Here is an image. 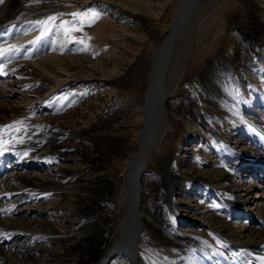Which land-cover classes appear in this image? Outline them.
<instances>
[{"label":"rangeland","instance_id":"374dc122","mask_svg":"<svg viewBox=\"0 0 264 264\" xmlns=\"http://www.w3.org/2000/svg\"><path fill=\"white\" fill-rule=\"evenodd\" d=\"M8 1L11 9L0 23V49L11 51L0 56L6 59L0 63V84L3 91L16 87L23 98L14 101L10 111L0 113V125L14 121H21L22 125L19 132L3 134L5 143L0 154L10 147L11 152L28 153L31 157L38 156L44 148L45 156L40 162L47 164L46 170L55 168L50 173L56 172L53 177L65 190L62 188L45 200L38 199L35 207L41 208L36 209L37 213L43 212L41 217L49 213V219L65 224L62 227L66 231L73 229L84 234L87 224L103 228L101 233L97 230V235L82 237L73 247L55 239L36 243L30 251L45 253L51 249L60 258L55 261L57 264H99L125 228V178L128 162L139 148L154 54L159 37L168 32L181 0H3L0 8ZM90 9L100 13L94 23L86 24L81 31L64 32L61 22L72 21L71 13ZM192 11L187 22L189 32L180 39L171 58L170 72H176L177 77L165 92L161 136L147 161L143 186L148 205L153 207L167 205L168 188L172 187L171 200L184 219L182 235L218 250L226 237L207 225L210 215L215 212L225 217L230 233L248 227L256 222L255 218L236 216L237 210L244 209V214H248L247 207L239 205L254 207L260 196L256 193L258 184L264 183V176L262 180L255 177L254 168L247 171L242 166L233 170L225 165L223 172L226 170L229 180L241 171L246 175L240 180L250 179L248 182L257 186L247 192L236 189L232 191L234 196L225 194L228 214L222 210L223 202L212 195L217 186L216 163L224 165V160L213 153L219 156L218 139L222 136L230 140L241 131L240 135L237 133L241 139L256 142L253 129L240 114L248 108L238 113L220 88H231L236 95L250 97L251 105L256 101L258 112L262 111L264 106L257 95L264 91V81L255 80L254 71L258 70L264 78V0H203ZM50 16L56 19L48 24L37 23ZM51 54L70 55L73 59L65 58L55 66L46 59ZM84 74L95 77L86 80ZM38 86L43 91L53 90L44 99L37 98ZM188 122L195 127L189 129ZM50 125L63 132L52 131ZM217 135L221 136L215 138ZM184 143L189 148H184ZM162 158L167 159L163 164L159 160ZM5 161L4 176L9 173V167L5 168L9 160ZM226 162L229 164L230 160ZM29 171L34 173V180L36 169ZM83 207L89 209L81 212ZM160 215L165 213L160 211ZM194 218L201 221V228L186 224ZM140 235L139 264H177L195 254L193 247L176 244L163 236L158 227L145 224ZM52 252L49 262H54ZM22 257L18 253L17 261ZM110 264L131 261L115 258Z\"/></svg>","mask_w":264,"mask_h":264},{"label":"bare ground","instance_id":"6f19581e","mask_svg":"<svg viewBox=\"0 0 264 264\" xmlns=\"http://www.w3.org/2000/svg\"><path fill=\"white\" fill-rule=\"evenodd\" d=\"M202 2L203 0H181L177 10L175 11V16L169 25L168 32L163 38L159 37V45L157 44L159 47L154 54L153 66L151 65L152 71L150 74V79L152 78V80L150 81V85L147 89L145 97L143 126L138 137L139 148L136 154L128 162V171L125 178V190L128 205V212L125 219H128V215L130 213L129 221H131V227L129 231H126V233L125 230L123 231V234L115 247L112 248L102 258L99 264H110V262L115 258H120L125 261L129 260L131 261V264H139L137 244L140 240L139 236H141L140 234H142L145 224H149L156 228L158 227L161 230V234L163 236L170 238L178 245L182 244L183 246H187V248H194V255L181 262H178L177 264H205L203 259L207 261V264H264V260L261 259L264 258V198H262L264 196V183L263 185L258 184V190L256 193H260V196L257 197L258 199L255 200V203H253L255 204L254 207L246 206V204L239 205L240 207H247L248 214H244V209L238 208L239 210H237L239 215L236 216H241V214H243L242 216H244L246 220H248L247 218L250 217L255 218L256 222L249 225L248 227L239 229L237 233L235 231L234 233H230L228 231L230 230V226H228L226 223L227 220L225 217H222L215 212L210 215L211 218L208 220L210 222L207 223V225L226 237L224 246L218 250L208 248V246L199 239L194 240L193 238L184 237V234L182 235V232L184 231L181 223L184 221V219L175 208L174 203L171 200L172 187L170 188L169 186L168 188L170 198L167 205L165 206L153 207L148 205L147 197L144 192L143 180L146 172V164L151 156V153H153L152 151L154 149L156 140L159 136H161V120L163 118L162 111L164 110L163 100L165 92L168 87L172 86L171 81L174 83V80L177 77L176 72H170L171 58L178 43L181 42L180 39L189 32L187 22L191 14H193L192 10H195L197 4ZM8 4L9 1L5 4V6L3 5L0 8V23L4 20H2V18L9 14L11 7L9 8ZM3 13L4 16H1ZM47 58L48 61H51V64L55 66L59 65L58 61H64L65 58V60L73 59V57L70 55L66 57H58V55L54 56L53 54L49 55V57L46 56V59ZM75 60L77 59L75 58ZM1 62H3V58L0 59V63ZM254 73L257 74V78H255V80L264 81V78L258 70H255ZM94 77L95 76L92 74L83 75V79L86 80L93 79ZM0 82L2 81L0 80ZM2 87L3 86L0 84V113H5L10 111V109L15 106L13 105L15 104L14 101L18 102V98L22 95L19 94L20 92L16 87L10 88L9 86V90L7 89V91L1 90ZM220 89L232 101L236 108L235 110L238 113L243 112L244 108H248L247 112L240 114L242 115V118H244V123L250 126L253 129V133L256 135V142H250L253 145L255 144L254 147L248 142V140L241 139V137L238 136L241 134V131H238L239 133L236 131L238 135L237 133H234L230 140L223 138L220 135L221 138L216 142L220 150L218 149L217 151L219 156H217V154L213 151L215 154L214 156L217 158L220 157L222 161L224 160V165L222 166L220 161L219 163H216V167H218V169L215 170V180H217V186L213 187L214 192H212V195L217 200H221L220 202H223L222 210L228 214L229 212L227 213V207H225V205L227 202L229 203V200L226 199L225 194L234 196L232 191H235L236 189L241 191L245 190V192H247L253 186L257 185L256 183L248 182L250 181L248 178H246L248 179L247 181L240 180L239 177L245 178L246 175H242L241 171H236V178L229 180V175L224 174L226 173V170L223 172L224 166L228 165L229 167L233 168V170L237 167L241 168L244 166L243 168H248L247 171H250L252 168H254L253 172L256 175V178H261L264 176V157L262 158L260 156H264V91H261L260 94L257 95V97L259 96L258 98L261 99L258 102L263 105L262 111L258 112L256 101L253 103V105H251L253 100L250 97L245 98L241 97V95H236L234 94L235 92L233 93L231 91V88L227 90L226 87H221ZM43 90H38L35 97L39 98L40 96H47L53 89L47 91ZM2 103L5 105L1 106ZM19 105L20 104L17 106ZM145 112L148 114V119H145ZM187 127L190 129L191 127L194 128L195 125L188 122ZM50 129H52V131L58 129V132H63V130H60L61 128L59 129V127L56 125H50ZM216 137L219 138L218 135L215 136V138ZM216 143L215 146H217ZM188 146L189 145H187V143H184V148H189ZM48 147L49 146L45 148ZM10 150L11 149L9 147L8 149L3 150L0 154V164H2V162H8L5 160H9V163L7 164V167H9V173H7V175L3 178L0 176V261L7 260L9 261L8 264H57L55 261H60V258L59 256H56V254H53L55 252H52L50 248L47 249H50V251L45 253L40 251L42 250L40 247H37V249H39L38 251H40L39 253L32 252L30 249L34 245L36 246V243H39L40 245V243L43 241L48 243L49 240L54 241L55 239L73 247L74 244L80 242L82 237L90 236L91 234L97 235V230L99 233H101L103 228L99 227L97 224H87V228H83L85 232L82 234L81 232H77L75 230L73 231L72 228V230L67 229L68 231H66L64 227H62L65 224L54 222L49 219V213L41 217L43 212H41V214L37 213L41 207L39 209L35 207L37 204L36 201H38V199L45 200L48 195L60 192L63 189L65 190V186L60 185L59 181L53 177V174L56 172L50 173V171L55 170L53 166L51 168L54 169L50 168V170L47 169V171L46 167L44 166L46 163L43 161L40 162V160H42V158L45 156L44 148L38 156L31 155V157L28 156V153L24 154L23 152H11ZM159 160H161L160 163L163 164V162L167 159L162 158ZM229 160L230 163L228 164L226 161ZM32 168H35V173H37L34 177V180H32L33 178L31 179V177L34 176V173L29 171ZM2 170L3 169H0V172H2ZM11 172H14L12 174L15 175L10 174ZM47 173L50 175L47 176ZM166 174L170 180V171L168 170ZM9 177L14 178L11 180H6ZM47 177H49V179H47ZM262 178L260 180H262ZM49 180H52V182H49ZM258 181L259 180H257V182ZM170 185H172V183H170ZM32 198L34 199L32 200ZM31 200L32 205L31 203L29 204ZM88 209L83 207L81 212L87 211ZM160 211L164 212L165 215L161 216ZM2 214H6V217H1ZM30 214H33L32 217H29L31 216ZM56 216L58 219L57 214ZM233 216L234 214L231 217ZM196 219L197 218L188 220L186 224H190L195 228H201L203 224L201 221H199V219L195 221ZM259 222L260 224H258ZM31 224H33V226L36 224L37 227L35 226L31 228ZM203 227H206V225ZM107 229L108 227L106 230ZM7 246L9 247L6 248ZM81 248H83V246ZM15 251H21L18 253L23 256V260H19V262L17 261L18 253ZM49 252L50 254L52 252L54 255L51 258V261L54 262H49Z\"/></svg>","mask_w":264,"mask_h":264},{"label":"snow or ice","instance_id":"6c2138e0","mask_svg":"<svg viewBox=\"0 0 264 264\" xmlns=\"http://www.w3.org/2000/svg\"><path fill=\"white\" fill-rule=\"evenodd\" d=\"M3 0H0V3H2ZM73 17L72 21H62L61 22V28L64 30V32L70 33L74 31H81L83 27L88 24L94 23L96 19L99 18L100 13L95 10H88L84 12H74L70 14ZM56 17L50 16L48 17L47 21H37L38 24H48L49 22L55 20ZM79 25V27L77 26ZM80 43H84L83 40L79 41ZM11 51V48L9 49H0V56H3L5 52ZM0 73H3V67L0 66ZM21 121H14L12 124L9 125H0V149H3L5 140H4V133H16L21 131ZM14 139L17 140V142H23L22 138H17L13 136ZM6 150V149H4ZM264 260V258H261Z\"/></svg>","mask_w":264,"mask_h":264},{"label":"water","instance_id":"95a60500","mask_svg":"<svg viewBox=\"0 0 264 264\" xmlns=\"http://www.w3.org/2000/svg\"><path fill=\"white\" fill-rule=\"evenodd\" d=\"M152 80V78L150 79V81ZM145 97H146V94H145ZM146 111H147V109H146ZM149 117H148V114H147V112H145V119H148ZM129 212H131V211H129ZM129 216H130V213H129V215H128V219L126 220V224H125V233H126V231H129L130 230V227H131V221H129ZM109 263V262H108Z\"/></svg>","mask_w":264,"mask_h":264}]
</instances>
